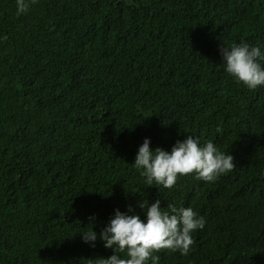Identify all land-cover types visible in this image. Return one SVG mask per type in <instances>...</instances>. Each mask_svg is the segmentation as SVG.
Wrapping results in <instances>:
<instances>
[{
    "label": "trees",
    "instance_id": "obj_1",
    "mask_svg": "<svg viewBox=\"0 0 264 264\" xmlns=\"http://www.w3.org/2000/svg\"><path fill=\"white\" fill-rule=\"evenodd\" d=\"M241 42L264 52V0H37L20 16L0 0V264L110 258L116 210L146 222L157 199L206 221L158 264H264V85L235 81L220 53ZM189 135L235 169L149 187L143 141L170 152Z\"/></svg>",
    "mask_w": 264,
    "mask_h": 264
},
{
    "label": "clouds",
    "instance_id": "obj_2",
    "mask_svg": "<svg viewBox=\"0 0 264 264\" xmlns=\"http://www.w3.org/2000/svg\"><path fill=\"white\" fill-rule=\"evenodd\" d=\"M37 0H16L17 16L25 14ZM7 39V36L3 37ZM220 53L226 63V72L235 81L250 90L264 85V52L258 46L247 43L222 46ZM219 132L220 129L218 128ZM150 140L145 139L138 149L134 167L140 171L145 183L165 189L175 187L179 177L194 175L196 179L215 183L221 176L235 169L234 157L220 151L212 141L203 146L199 138L189 135L185 140L177 141L171 151L157 147L150 148ZM157 199L150 207L142 201L141 209H146V222L139 215H128L116 210L106 228L100 233L104 247L113 249L110 258L89 259L88 264H158L159 257L153 253L168 250L187 255L195 243L192 233L202 230L206 221L198 216L191 207L177 208L168 203L167 210H162ZM132 209L129 208V212ZM93 218H90V220ZM85 243L95 246L97 234L92 230L81 234ZM12 237L0 238L3 246L12 244ZM123 253L125 258H121Z\"/></svg>",
    "mask_w": 264,
    "mask_h": 264
}]
</instances>
